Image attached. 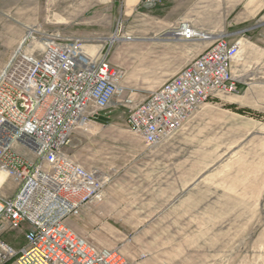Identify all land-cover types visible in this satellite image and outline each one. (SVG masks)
<instances>
[{
    "label": "rangeland",
    "instance_id": "374dc122",
    "mask_svg": "<svg viewBox=\"0 0 264 264\" xmlns=\"http://www.w3.org/2000/svg\"><path fill=\"white\" fill-rule=\"evenodd\" d=\"M226 3L0 0V70L30 32L77 37L90 52L109 51L118 90L96 119L73 130L64 152L105 181L101 198L85 207L81 236L96 248L116 250L128 264H264V87L247 95L249 103L227 94L203 104L156 146L126 124L130 106L213 39L240 37L232 15H217ZM186 18L211 38L187 42L165 34ZM258 67L263 78L251 82L264 85V63ZM15 186L7 178L1 193L11 196ZM3 239L19 248L23 228ZM9 263L17 264H1Z\"/></svg>",
    "mask_w": 264,
    "mask_h": 264
},
{
    "label": "built area",
    "instance_id": "2783aa9c",
    "mask_svg": "<svg viewBox=\"0 0 264 264\" xmlns=\"http://www.w3.org/2000/svg\"><path fill=\"white\" fill-rule=\"evenodd\" d=\"M171 31L182 41L210 39L186 20ZM22 44L0 70V174L16 185L5 196V181L0 182V264L11 259L17 264H128L114 249L90 245L66 223L102 196L104 178L73 161L64 147L73 130L96 119L118 90L109 51L90 52L81 38L59 33L30 32ZM238 56V41L216 37L130 106L128 129L156 146L203 104L237 94L232 68ZM19 228L24 242L15 249L3 235Z\"/></svg>",
    "mask_w": 264,
    "mask_h": 264
},
{
    "label": "crops",
    "instance_id": "0c3cea01",
    "mask_svg": "<svg viewBox=\"0 0 264 264\" xmlns=\"http://www.w3.org/2000/svg\"><path fill=\"white\" fill-rule=\"evenodd\" d=\"M222 6L223 9L217 13L218 17H222L224 20L225 15H232L231 25L234 30L238 31L240 36L238 39L234 38L233 40L239 43V56L233 63L232 68L238 87V93L234 95H239L237 96L239 100L233 98L232 101L240 104L249 103L247 95L259 94L261 93L259 89L264 87L261 81L251 82L252 79L263 78L260 75V67L257 68V65L264 63V0H227V3L222 4ZM252 19H255V21H252ZM185 20L194 25L196 24L194 18H186ZM244 22L247 23L243 24ZM224 25V22H222L220 28L217 27L218 30L224 29ZM1 177L0 179L6 182L7 178L5 176ZM86 205L81 209L79 217H69L66 220L67 225L77 231L80 236L84 233L80 224L82 219L86 217Z\"/></svg>",
    "mask_w": 264,
    "mask_h": 264
},
{
    "label": "bare ground",
    "instance_id": "6f19581e",
    "mask_svg": "<svg viewBox=\"0 0 264 264\" xmlns=\"http://www.w3.org/2000/svg\"><path fill=\"white\" fill-rule=\"evenodd\" d=\"M165 34H171L172 35V31L171 30H169V31H166V33ZM206 37L207 38H211V36H209V35H206ZM118 39L117 37H113V39ZM112 39V38H111ZM0 178H2L1 176H0Z\"/></svg>",
    "mask_w": 264,
    "mask_h": 264
}]
</instances>
